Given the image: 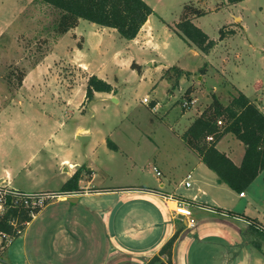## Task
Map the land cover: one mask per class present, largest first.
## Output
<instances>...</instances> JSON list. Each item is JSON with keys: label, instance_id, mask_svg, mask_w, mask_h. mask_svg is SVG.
Segmentation results:
<instances>
[{"label": "rangeland", "instance_id": "1", "mask_svg": "<svg viewBox=\"0 0 264 264\" xmlns=\"http://www.w3.org/2000/svg\"><path fill=\"white\" fill-rule=\"evenodd\" d=\"M147 1L155 11L152 26L158 50H140L134 46L127 49L130 45L127 40L109 38L98 52L89 47L78 52L71 44L66 45L65 39L55 46L59 37L54 31L55 10L36 0H0V173L5 168L20 171L33 155L47 163L46 141L53 132L54 123L50 115L44 117L43 113L53 114L51 110L65 106L69 97L72 100L68 103L70 110L87 113L84 120L69 121L65 132L70 133L76 125L92 129L91 145L97 147L99 160L111 172V182L107 181L112 185L154 184L157 180L154 160L166 162L167 172L176 174V180H182L179 164L181 158L187 156L178 135L193 123L197 107L204 109L211 103L212 93L219 94L225 106L239 94L238 90L251 100L264 102V0H246L232 5L230 10L220 11L215 9L222 5V0H206L203 5L197 0ZM188 3L208 11L196 25L211 40L219 41L220 29L229 22L232 23L226 30L239 32L219 43L208 56L196 46L188 50L183 39L171 28L180 22L183 7ZM239 23H245V31L240 29ZM81 30L85 28L82 26ZM119 49L125 54L132 53L137 62L156 58L174 66L181 60L184 68L193 74L182 78L184 80L170 94V83L161 81L159 76L147 72L146 77H141L136 70L128 69L125 60H114L112 55ZM85 63L92 67L90 72ZM204 65L209 72L202 78L200 71ZM93 71L109 75L113 80L117 77L123 83L119 87L121 91L114 88L113 94L110 93L111 101L107 97L87 100V80ZM21 72L26 74L25 79L28 77L22 85L18 82ZM190 85L194 89L197 87L193 96L198 102L194 103L197 106L185 109L184 93ZM146 97L148 104L143 103ZM155 103H159L156 113L153 112ZM92 109L95 111L91 112ZM108 137L136 164L126 156L106 154L105 147L99 144ZM89 152V144L86 149L77 150V154L85 158V153ZM173 165L177 172L173 171ZM102 177L99 174L97 182H103ZM20 181L22 189H30L33 184L25 178ZM231 194L221 193L220 198L234 207L245 204L246 199ZM255 206L264 209L262 189L257 192ZM243 249L241 246L238 253ZM0 260L5 261V256L0 255Z\"/></svg>", "mask_w": 264, "mask_h": 264}, {"label": "crops", "instance_id": "2", "mask_svg": "<svg viewBox=\"0 0 264 264\" xmlns=\"http://www.w3.org/2000/svg\"><path fill=\"white\" fill-rule=\"evenodd\" d=\"M144 1L149 5L147 0ZM204 1L206 0H197L201 3L200 5H203ZM224 3L222 8L216 7L215 10H228L232 7L226 1ZM204 10L208 14V11ZM152 16L134 40H127L130 44L127 49L131 46L140 50L159 49L152 26ZM231 17H234V14ZM199 18L193 19L195 25ZM85 21L81 20L77 28L59 36L55 46L65 39L68 42L66 45L71 44L78 52H84L87 47L98 52L103 49L107 39L122 38L115 29ZM230 23L232 22L226 25L229 26ZM237 25L245 31V23ZM82 26L85 28L84 31L81 30ZM171 28L181 38L177 34L176 25ZM229 38L217 41V45ZM183 41L188 50L195 46L189 41L188 43L184 39ZM80 42L81 48H77ZM122 50L115 51L112 55L113 59L125 60L128 69H132L131 64L136 62L141 66L142 73L139 74L141 77H146L147 72H150L159 76L161 81L170 83L164 78V72L174 66L190 72L189 76L193 74L184 68L181 60H178L177 65L174 66H171V62L157 61L156 58L137 62L132 53L125 54ZM84 65L86 68L89 67L90 72L92 67L86 63ZM38 66L41 67V65ZM206 68L207 71L202 78H205L209 72L207 65ZM92 75L106 81L113 89L117 88L121 91L119 87L123 83L119 78L115 77L113 80L111 76L99 75L95 71L91 72L89 77ZM25 80H28V77ZM196 88L191 94L192 104L188 107L184 106L185 109L197 106L194 103L198 100L193 96ZM170 89L171 87L168 93ZM238 92L240 93L239 90ZM212 94L219 95L216 92ZM111 96L110 93L97 92L94 98L96 100L98 97L103 99L107 97L108 101H111L113 99ZM69 100L72 101L70 97L68 103ZM251 101L264 112V102L258 99ZM68 103L61 108L57 106V109L51 110L53 114L47 111L43 113L44 117L50 115L54 123L53 132L46 141L49 153L45 157L47 163L44 164V159L33 155L18 172L5 168L0 173V181L22 192L58 193L66 182L80 171L79 187L81 190L55 198L36 214L31 222L26 224L24 230L16 238L13 237L11 244L0 238V255L5 256V261L0 260L2 263L146 264L176 232H180L174 247V264H264V232L255 230L250 224V222H256L264 226V209L255 208L257 192L259 189L264 190V170L244 192V196H241L220 181L218 175L203 163L198 152L186 145L182 135L187 129L178 135L180 137L178 140L186 156L193 160L187 157L181 158L179 171L183 173L182 180H176V174L171 175V171L167 172L166 162L154 160L156 170L161 172V176H157L156 173L157 180L154 184H109L108 181L111 182L112 174L107 169V165L99 160L97 147L91 145L94 139L92 129L76 125L70 133L65 132L69 121L74 118L84 120L87 113V111L85 113L81 111L78 114L79 112L70 110ZM158 107L159 103H155L154 113ZM197 108L195 119L204 110ZM93 111L95 110L92 109L91 112ZM108 138L113 142L114 149L109 147ZM108 138L99 144L105 147L106 154L131 158L111 137ZM88 144L90 152L85 153L87 158L83 155L79 156L77 150L86 149ZM217 149L230 157L236 165H241L245 155V146L235 135L224 136L217 143ZM133 164H136L134 160ZM175 166L173 165V169H177ZM175 169L173 171L177 172ZM99 174L103 176V182H97ZM188 175H191L190 179ZM24 178L32 181L30 189H22L20 180ZM187 181L191 183L190 188L185 186ZM52 184L54 188L49 187ZM225 192L232 193L239 199H246L245 204L241 207L229 205L227 200L223 201L224 198H220L221 193ZM170 197L175 200H168ZM71 199H77V202H71ZM177 201L189 205L193 218L196 220L194 227L188 226L186 218L175 215L174 209L178 204ZM248 206L254 208H248ZM227 212L234 213L236 216L227 214ZM241 246L244 247L243 252L238 253Z\"/></svg>", "mask_w": 264, "mask_h": 264}, {"label": "trees", "instance_id": "3", "mask_svg": "<svg viewBox=\"0 0 264 264\" xmlns=\"http://www.w3.org/2000/svg\"><path fill=\"white\" fill-rule=\"evenodd\" d=\"M234 5L246 0H223ZM38 4L48 6L57 12L54 31L58 36L67 34L79 26L81 20L97 24L102 27L117 30L125 40H134L149 17L155 12L144 0H36ZM222 3L220 7L225 5ZM219 7V6H218ZM219 7V8H220ZM207 12L194 3L185 4L180 22L176 25L177 34L195 45L202 53L208 55L217 45L209 36L193 23L194 18L203 17ZM229 26H223L219 31V41L234 36L237 31H227ZM79 48L81 45L78 44ZM131 68L139 74L141 66L136 62ZM207 71L206 65L201 69L203 75ZM173 73L175 75H173ZM191 73L174 66L164 72V78L169 80L172 93L179 86L180 80ZM26 74L18 75V82L22 85ZM113 87L106 81L92 75L88 79L86 98L93 100L95 93H112ZM192 86L184 93L185 107L192 104ZM221 122V124H219ZM227 134H233L245 146V155L240 166L230 157L217 149V143ZM210 139V140H209ZM186 145L198 152L203 163L215 172L219 179L235 192L242 194L264 170V112L245 94L239 93L233 97L228 106L213 94L212 101L207 105L183 135ZM109 147L115 148L108 139ZM80 171L66 182L58 192L59 195H69L79 192ZM41 210L36 211L34 215ZM219 212H224L217 210ZM227 214H236L227 212ZM33 220L30 210L25 208H10L0 215V232L16 238L18 231H23L26 224ZM16 222V226L12 222ZM252 228L259 230L260 223L250 222ZM180 232H176L146 264H174L173 253Z\"/></svg>", "mask_w": 264, "mask_h": 264}, {"label": "built area", "instance_id": "4", "mask_svg": "<svg viewBox=\"0 0 264 264\" xmlns=\"http://www.w3.org/2000/svg\"><path fill=\"white\" fill-rule=\"evenodd\" d=\"M143 103L148 104L149 99L146 97L143 99ZM186 106V104H184ZM221 124V122H219ZM210 140V139H209ZM157 176H161V172L155 170ZM191 178V175H188V179ZM187 188H190L191 183L187 181L185 183ZM244 196V193L241 194ZM60 197L56 192H39V193H27L19 190H15L7 186L4 182L0 181V215L3 214L10 208H25L30 210L33 217L35 216V212L42 210L46 206L49 205L50 201ZM168 200H175L173 197L168 198ZM178 204L174 209V213L177 216L183 217L187 219V224L190 227H194L196 225V220L193 218V213L189 207V205L182 201H177ZM12 225L16 226V222L13 221ZM259 230L264 232V226L260 225ZM21 231H18L20 234ZM0 238L6 240L8 244H11L14 240L13 236H10L4 232H0ZM0 264H4L0 261Z\"/></svg>", "mask_w": 264, "mask_h": 264}, {"label": "water", "instance_id": "5", "mask_svg": "<svg viewBox=\"0 0 264 264\" xmlns=\"http://www.w3.org/2000/svg\"><path fill=\"white\" fill-rule=\"evenodd\" d=\"M221 181V180H220ZM71 202H77V199H71Z\"/></svg>", "mask_w": 264, "mask_h": 264}]
</instances>
